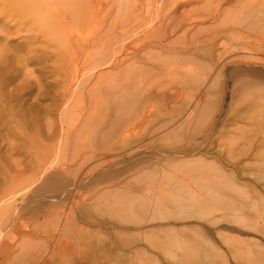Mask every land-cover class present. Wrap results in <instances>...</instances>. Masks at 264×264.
I'll return each mask as SVG.
<instances>
[{
  "label": "bare ground",
  "instance_id": "obj_1",
  "mask_svg": "<svg viewBox=\"0 0 264 264\" xmlns=\"http://www.w3.org/2000/svg\"><path fill=\"white\" fill-rule=\"evenodd\" d=\"M98 1L0 0V201L10 199L0 204V244L2 227L39 197L45 250L66 233L81 249L74 264H148L139 257L148 246L158 251L145 256L151 264H264V242L248 237H264V167L243 166L264 135V0H166L148 17L136 0ZM195 2L201 12L178 13ZM204 17L221 26L199 37ZM231 60L244 70L225 122L247 125L223 148L227 126L209 121L207 99ZM171 135L184 143L165 144ZM88 181L87 199L105 212L98 218L69 210ZM56 182L61 202L46 210L41 195ZM32 222L18 221L8 243L31 234ZM8 250L0 264H11ZM25 251L15 264H47Z\"/></svg>",
  "mask_w": 264,
  "mask_h": 264
},
{
  "label": "rangeland",
  "instance_id": "obj_2",
  "mask_svg": "<svg viewBox=\"0 0 264 264\" xmlns=\"http://www.w3.org/2000/svg\"><path fill=\"white\" fill-rule=\"evenodd\" d=\"M110 1L112 3L114 1L115 4H119L118 0H113V1L112 0H99L98 2L100 3V5H107V4L109 5L111 3ZM136 1H137L136 6H138V5L141 6L142 10H144L143 12L145 13L146 17H148V13H150L151 11L153 12L154 10L158 9L159 7H165L164 3L166 2V0H136ZM201 4L204 5L203 2L202 3L201 2L191 3L190 5L185 6L186 8L182 7L180 9H178V11H179L178 13L187 12V11H191V10H192V12L195 10L194 11L195 13L198 11L201 12V10H200V9H202ZM199 5H201V6H199ZM226 6L227 5H225L224 8H226ZM228 6H227V8H228ZM181 10H182V12H181ZM146 12H148V13H146ZM205 19L206 20L204 23L198 24V26L195 28V29H197V32L194 31V33H196L195 35H197L199 37H201L199 34H201L202 31H203L202 33H204V31L207 32V31H210L212 29L214 30V29L219 28L221 26L219 19L218 20H215V19L212 20L211 18L209 19L208 17H206ZM143 21L145 23V21H147V19H145ZM152 22L153 23L148 24V28H150L151 25L156 24L157 21L153 20ZM201 35L203 36V34H201ZM176 36H173L172 39H175ZM204 39H206L205 41L207 43H210L209 37L204 38ZM220 43L221 42H219V43L216 42L217 45L215 44L213 46V51H215V53H218L219 55L221 53L220 51H222L221 47H219ZM232 61L233 60H231V63L229 65H227L226 67L223 68L222 74L219 78L220 80L218 79L219 83L213 85V87L210 90L209 98L207 99V101L214 102V106H215V112L213 113L212 118L209 119V121L212 122L214 120H218V126H220L221 124H224L227 126L226 127V134L221 136V138L223 140L221 142L216 141V143H221L223 145V148H224V145L228 146V143L230 142V138L235 136L234 134L233 135L230 134L229 133L230 131H232L236 128L246 127V125H247V124L245 125L244 123H241V122H236L234 120L225 122V120L229 118L230 113L235 109L236 104H237V101L233 102L231 100L232 86H235L236 83L238 84V82H236V79L239 77L240 74H242L241 71L244 70V67L240 66L238 61L237 62L236 61L232 62ZM105 71H106V69L104 68V69H100L98 72H105ZM247 76L251 77V75L250 76L247 75ZM232 81H234L235 83ZM262 82L263 81L259 80V83H262ZM233 83H234V85H233ZM233 122H235V123H233ZM228 129H229V131H227ZM178 136L179 135H176V136L171 135V137L169 138V140L167 139L168 141L165 142V144L167 143L168 145H170V143H173L174 147L177 145H181V143H184V142H182V141L180 142ZM180 136H184V135H180ZM213 136L215 137V139L217 138V131L213 132ZM254 136H256L255 138L257 139V142H256L257 146H256L255 150L253 151V154L255 153L256 156H255V158L250 157V158H247L245 161L243 160L244 170L250 171V172H256V171H258L264 167V164L261 162V155L264 154V141L262 140V137L264 135L259 134V135H254ZM157 137H152L151 135L147 136V138H149V139H147L148 140L147 144L155 141L157 139ZM210 141L211 140L209 139V142ZM53 142H48V144H53ZM80 143H82V140L80 141ZM128 153H126L127 155L122 154L120 156H117L118 158L114 157V159L111 158V159L107 160V162L103 163V166L101 165L98 167V169L96 168L94 170V172L96 171V174L94 175V177H97L98 174L101 175L103 171H106V170L111 171L112 169H113L112 171H115L116 170L115 167L116 168H118L119 166L121 167L122 163H119V162L125 161L126 158L129 157V155H130V153H129V155H128ZM132 154L133 153H131V155ZM140 156L142 157L144 155H140ZM127 159H129V158H127ZM115 164H117V165H115ZM71 171H73V169ZM226 173L230 174L229 169H226ZM92 179H93V177H92ZM92 179H90V180H92ZM104 179L105 178H103V179L100 178V180H99V177H98V180L95 183L104 182L105 181ZM89 182H91V181H88L86 183L87 186H83V188H80L83 195L74 197V199L67 200V202H69L70 206H71L69 208V210L72 211L71 214H73L74 216L79 215L80 212H82V211L89 212L91 215H94L95 217L105 215L103 207H101V206L96 207L95 206L97 204L96 201H94V200L91 201V200L87 199V195H88L87 193L88 192H86L87 190L85 191L83 189H87V187H90L91 184H89ZM62 184H63V182L53 183L52 185H50L46 188V192L43 191L42 194H44V195H41V196L45 197V199L47 200V202H46L47 205L45 206L46 210H47V208L50 209L51 206L53 204H55V202H59V201L61 202V197H62L61 191L63 190ZM36 198H38V199H36ZM48 198L51 200H48ZM8 200L10 201V199H8V198H3L0 201V204L2 203V201H8ZM73 200H75L77 203L72 204ZM31 201L30 202L26 201L28 203H26L24 201L22 203V204H24V208H25V209H23V212H22L23 216L21 218L17 219L13 223L14 225H12V227H10V228H3L2 227V229H1L2 234L1 235H2L3 239L6 238V240H5L6 243L0 244V262H2V260L4 258V256L1 255V253H3V251L5 252L6 250L9 249L8 250L9 251L8 261H10L11 264L12 263L15 264L18 261H22L23 256L27 255V258H28V253L25 250L31 249L33 252L40 253L43 257H45L47 264H74L75 263L74 261L77 260L76 259L77 251L81 250V249H79L78 247L73 246V245H71V246L67 245V243H68L67 239L70 236L66 235V233L63 234L60 238V241H62L63 243H59L57 245L54 244V246H52L51 249L48 248V250H45V246L43 244V241H44L46 235L48 234L49 229H45V227H44L45 219L43 218V216L41 217V214H40L42 212L40 210L41 206L39 205L41 199L39 197H33L31 199ZM100 201H102V200H100ZM15 203H17V202H15ZM91 204H93V205L91 206ZM37 214H39V215H37ZM33 215H34L35 219L33 218ZM96 218H98V217H96ZM33 220L35 221L37 228H35L34 230L31 231L32 228L28 227L24 231L28 230L31 232V234L24 235V236H22V238H21V236L18 235L16 241H13V243L10 245L8 242L11 240L12 231H14L15 224L16 223L18 224V221L31 223ZM39 224H40V226H39ZM32 225H34L33 222H32ZM47 225L49 226V224H47ZM79 225L83 228L84 231L94 230L93 227L86 225L85 223H80ZM32 232H34V233H32ZM20 233L24 234L22 231L19 232L18 234H20ZM253 234L254 235L256 234V235L254 236L251 234V235H248V237L249 236H251L253 238L256 237L257 240L264 242V237L261 236L260 232L259 233L255 232ZM105 235L106 234H98L96 236H97L98 240H105V237H106ZM13 236H15V235H13ZM244 236L247 237V235H244ZM21 246H22V249L24 251V254L20 252ZM147 255L156 256V255H158V251H157V249H154L151 246H148L147 251L144 252L143 254L139 255V257H141L142 261L147 262L148 264H151L152 263L151 261H145L144 260L145 256H147ZM135 259L136 258L133 257L130 261L136 262ZM154 260L156 263L158 262L157 264H161V263H159L162 261L160 256L156 259L154 258ZM153 263H154V261H153Z\"/></svg>",
  "mask_w": 264,
  "mask_h": 264
}]
</instances>
